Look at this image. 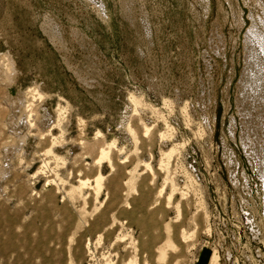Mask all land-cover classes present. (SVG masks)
I'll list each match as a JSON object with an SVG mask.
<instances>
[{
    "label": "rangeland",
    "instance_id": "1",
    "mask_svg": "<svg viewBox=\"0 0 264 264\" xmlns=\"http://www.w3.org/2000/svg\"><path fill=\"white\" fill-rule=\"evenodd\" d=\"M263 178L264 0H0V264H264Z\"/></svg>",
    "mask_w": 264,
    "mask_h": 264
},
{
    "label": "bare ground",
    "instance_id": "2",
    "mask_svg": "<svg viewBox=\"0 0 264 264\" xmlns=\"http://www.w3.org/2000/svg\"><path fill=\"white\" fill-rule=\"evenodd\" d=\"M11 57V56H10ZM6 62V61H5ZM4 69V68H3ZM12 71V70H11ZM3 79V78H2ZM8 81V80H7ZM255 83V82H254ZM253 84V83H252ZM251 84V90H253V85H255V84H253L252 85ZM30 92V91H29ZM133 99V102L134 103H137L135 100H134V98H132ZM131 103H132V100H131ZM140 103V102H139ZM133 104V103H132ZM136 105V104H135ZM12 106V105H11ZM136 106H138V105H136ZM28 107V106H27ZM29 108H30V106H29ZM28 108V109H29ZM18 109V108H17ZM135 109H136V107H135ZM135 109H134V111H135ZM30 111V110H29ZM25 113H27V112H25ZM30 115V114H29ZM22 116V115H21ZM32 117V116H31ZM30 117V118H31ZM137 117V116H136ZM137 120H138V122H137V128H132L131 127V125H129L128 126V128H127V130H128V133L130 134V136H131V139H132V141H133V144H134V146H137L138 145V143H139V141H140V139H143V138H147L148 140H149V138L151 137V132H150V130L147 128V126L145 125V124H143L142 123V119H140V118H137ZM28 121V120H27ZM30 122V121H29ZM16 132V131H15ZM129 137V136H128ZM161 139H164L165 137H164V135L163 134H161L160 133V136H159ZM130 138V137H129ZM152 138H153V136H152ZM54 140V139H53ZM151 140V139H150ZM149 140V141H150ZM142 142V141H141ZM80 144H83V146H86V144L84 145V143H81L80 142ZM55 145H57L56 144V141L54 140V141H52L51 142V144L50 145H48L44 150H43V156H49V155H53V150H54V147H55ZM96 146V145H95ZM91 146H89V147H85V148H90ZM93 147H94V145H93ZM91 147L92 149L91 150H88V151H90V153H94L95 151H96V153L97 154H95V155H97V157L96 158H94L93 160H92V164H93V167L94 168H96L97 169V174L93 177V179L92 180H90V179H87V178H84V179H81V180H78L77 181V183H78V185L76 186V187H70L69 189V192H67V193H69L68 194V196H77V197H81V198H86V197H84V196H86V195H84L83 194V191L85 190V189H88V190H92L93 191V195L92 196H94V201H98V199H99V196H100V193H101V191H102V189H103V182H104V180H105V178L103 177V175L100 173V170H101V168H102V165L103 164H107L108 165V167L110 168V170H115L116 169V167H115V164H114V161H113V153L116 151V152H121V151H119L118 149H117V146L115 145V143L113 142H111V143H107V142H105V141H103L101 144H99L97 147ZM84 148V149H85ZM138 148V147H137ZM87 150V149H86ZM137 150V149H136ZM88 151H86V152H88ZM22 152V151H21ZM174 153H175V149L174 148H170L169 150H167V151H165V152H162L160 155H161V158H160V160H159V164H158V166H159V168L161 169V170H164L165 171V173H166V177H165V179H164V185H162L161 187V189L158 191V196L160 197V196H162L163 194H165L166 195V197H167V201H168V204H173V205H175V208H176V210H177V213H178V217H179V215H180V207H179V204L178 203H176V204H174V200H175V197L176 196H178V195H180V197L181 198H185V192L184 191H182V189L181 188H179V187H177V185H176V183H175V178L174 177H172V175L171 174H169L168 172H169V170H168V163H169V160L172 158V156L174 155ZM89 154V153H88ZM93 154V155H94ZM259 157V156H258ZM83 158V157H82ZM84 161V160H83ZM122 164V163H121ZM123 164H124V162H123ZM90 166V165H89ZM144 168H145V170H148V171H150L151 173L152 172H154L153 171V168H152V166L150 165V164H148V163H144V165H142ZM141 167V166H140ZM85 168V167H84ZM2 169V168H1ZM5 169V168H4ZM136 168H134L132 171H130L131 173V177L129 178V180L126 182V185H129V186H131V184H132V182L134 181V172L136 171L135 170ZM168 171V172H167ZM80 172H81V170H80ZM112 172V171H111ZM115 172V171H114ZM149 172V173H150ZM153 175H151V176H153V178H154V173H152ZM169 174V175H168ZM136 177V176H135ZM264 179V178H263ZM124 184V183H123ZM125 185V184H124ZM167 185L169 186V192H167L166 193V188H167ZM127 188V187H126ZM129 189V188H128ZM130 191V190H129ZM187 193V192H186ZM67 196V195H66ZM126 196V195H125ZM172 200H173V202H172ZM125 206V205H124ZM115 220V219H114ZM113 220V221H114ZM116 222V221H115ZM114 222V223H115ZM112 226V225H111ZM121 226V225H120ZM121 228H122V226H121ZM171 228L169 227V226H165V239H164V241H163V243L162 244H160L159 246H156L155 247V249L153 250L154 251V255H155V264H169V259H170V253L171 252H176V250H177V248H179L178 247V244L176 243V240H175V238H173V236L171 235V230H170ZM191 232V231H190ZM180 239H181V242L182 243H190V241H192L195 237H196V235H197V232H195V230H194V232H191V234H187V232H186V234H185V232L184 231H181L180 232ZM121 238V237H120ZM197 238V237H196ZM195 240V239H194ZM121 241V240H120ZM129 244H130V242H128ZM192 243H195L194 241L192 242ZM115 244V243H114ZM188 245V244H187ZM130 246V245H129ZM132 246V245H131ZM134 246V245H133ZM132 246V248H134ZM192 247V244L190 245L189 244V247ZM194 248V247H193ZM127 249V248H126ZM135 249V248H134ZM134 249H133V251H134ZM138 249V248H137ZM87 250H88V248H87ZM126 251V250H125ZM130 251V250H129ZM138 251V250H137ZM136 251V252H137ZM108 252V251H107ZM132 252V251H131ZM135 252V251H134ZM110 253V252H109ZM153 253V252H152ZM110 254H112V253H110ZM133 254V253H132ZM103 255V254H102ZM109 255V254H108ZM107 255V256H108ZM137 255V254H136ZM110 256V255H109ZM108 256V257H109ZM112 256V255H111ZM110 256V257H111ZM108 257H106V259H105V261L103 260V262H104V264H113L112 262L113 261H111V258H108ZM130 257H131V255H130ZM105 258V257H104ZM127 258V257H126ZM128 262L127 263H125V264H138L137 262H136V260H135V258L134 257H131L130 258V260H129V258H128V260H127ZM146 262V261H145ZM124 262L122 261V263L121 264H123ZM175 264H177L176 262H175Z\"/></svg>",
    "mask_w": 264,
    "mask_h": 264
}]
</instances>
